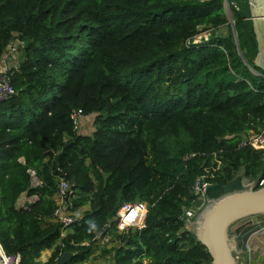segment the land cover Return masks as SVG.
Wrapping results in <instances>:
<instances>
[{
	"label": "trees",
	"instance_id": "1",
	"mask_svg": "<svg viewBox=\"0 0 264 264\" xmlns=\"http://www.w3.org/2000/svg\"><path fill=\"white\" fill-rule=\"evenodd\" d=\"M229 9L236 43L230 32L193 44L199 28L228 23L225 0H0V59L14 36L22 44L14 93L0 100L5 254L18 264L64 252L66 264L210 263L179 218L196 177L216 155L211 184L241 174L264 185V149L242 144L264 121V72L247 0ZM76 110L89 132L71 120ZM61 174L74 182L77 217L65 227L53 216ZM134 201L147 205L145 227L118 231V208Z\"/></svg>",
	"mask_w": 264,
	"mask_h": 264
},
{
	"label": "water",
	"instance_id": "2",
	"mask_svg": "<svg viewBox=\"0 0 264 264\" xmlns=\"http://www.w3.org/2000/svg\"><path fill=\"white\" fill-rule=\"evenodd\" d=\"M247 2L257 43L253 65L264 72V0ZM204 197L207 205L189 223L210 257L209 264H239L249 238L264 228V185L246 186L237 175L224 185L207 186ZM72 256L64 252L55 264H66Z\"/></svg>",
	"mask_w": 264,
	"mask_h": 264
},
{
	"label": "built area",
	"instance_id": "3",
	"mask_svg": "<svg viewBox=\"0 0 264 264\" xmlns=\"http://www.w3.org/2000/svg\"><path fill=\"white\" fill-rule=\"evenodd\" d=\"M226 5H232L236 10H238V5L236 0H225ZM208 35H210L208 33ZM206 34L205 37H208ZM195 38V37H194ZM193 42V40H192ZM199 43L202 41L198 40ZM197 44V43H196ZM8 73L0 72V100L7 98L8 96L14 93V89L12 88L11 84L9 83ZM70 118L75 125L78 124L80 118H82L81 110H76L70 114ZM246 138L243 140L242 144L249 145L253 149H264V121L257 128V130H249L245 135ZM215 167L208 166L204 167L203 171L198 177H196L194 183L191 186V192L195 197L194 203L198 201L200 197H204V191L207 186L211 185L208 182L207 178L212 177V172L218 168L221 161L216 158L214 155ZM28 173L30 175V184L32 187H36L40 185L39 179L36 177V174L33 170L29 169ZM263 184V180L259 182V185ZM73 187L74 182L66 177L65 174H61L58 176V183H57V203L58 208L54 212L53 216L56 217L59 222L62 224V227L69 225L70 223L74 222L77 217L72 212H70L71 207V198L73 194ZM205 198V197H204ZM36 199V196H30L26 198L28 203L33 202ZM192 204L193 207L196 204ZM191 207V206H190ZM147 213V205L142 201H134L130 203H123L117 210L116 214V222L115 227L118 231H125L128 228H138L141 229L145 227L144 219ZM181 220H186L182 215L179 217ZM188 222V220H186ZM108 226V225H107ZM103 234L100 233L97 237L100 239L101 244H105L109 236L105 235L101 237ZM0 261L1 264H18L19 257L13 255H7L4 253L2 248L0 247Z\"/></svg>",
	"mask_w": 264,
	"mask_h": 264
},
{
	"label": "rangeland",
	"instance_id": "4",
	"mask_svg": "<svg viewBox=\"0 0 264 264\" xmlns=\"http://www.w3.org/2000/svg\"><path fill=\"white\" fill-rule=\"evenodd\" d=\"M236 1H237V5H238V2H240L241 0H236ZM225 9H226V16L228 19V23L226 25H224L223 27L218 28L216 31L205 30L202 27L199 28L198 34L193 39V42H192L193 44L199 43L198 40L203 41V42H207L213 36H217V35L225 36L226 34H229L230 32L232 33L234 42L236 43V38H235L236 34H235V31L233 28L232 14H231V11L229 9V6L226 4H225ZM208 33L210 35H208ZM206 34L208 35V37H205ZM21 45L22 44H21L20 40L14 36V38L8 44L3 57L0 59V72L7 74L12 67L16 66V64L19 60V53H20ZM90 130H91V125H90V122H88L86 125V128L85 129L83 128L82 132H89ZM245 138H246V136L243 137V140ZM239 175H241V174H239ZM244 183L246 184V186L248 184H253V185L255 184L254 181H249V180H245V179H244ZM207 203L208 202H206V199L204 197H200L198 199V202L194 203V204H196L195 207H193L192 205H191V207H183L182 211H183L184 219L188 220V222L194 221V219L204 209V207H205V205H207ZM246 262H247V258H246ZM246 262L244 261V257H243L241 264H246ZM110 263H112V258L109 255L103 259L101 258V259L94 260V257L89 258V261H87L85 264H110Z\"/></svg>",
	"mask_w": 264,
	"mask_h": 264
},
{
	"label": "crops",
	"instance_id": "5",
	"mask_svg": "<svg viewBox=\"0 0 264 264\" xmlns=\"http://www.w3.org/2000/svg\"><path fill=\"white\" fill-rule=\"evenodd\" d=\"M88 122H91V119L84 118L79 122V130L82 132V128H86ZM26 197L24 198V201ZM51 250H43L38 257V261L45 262L50 255ZM244 257L246 264H264V228L260 231L254 233L248 240V249L246 252L241 253L238 256V262L241 264V261Z\"/></svg>",
	"mask_w": 264,
	"mask_h": 264
},
{
	"label": "bare ground",
	"instance_id": "6",
	"mask_svg": "<svg viewBox=\"0 0 264 264\" xmlns=\"http://www.w3.org/2000/svg\"><path fill=\"white\" fill-rule=\"evenodd\" d=\"M241 255V254H240Z\"/></svg>",
	"mask_w": 264,
	"mask_h": 264
}]
</instances>
